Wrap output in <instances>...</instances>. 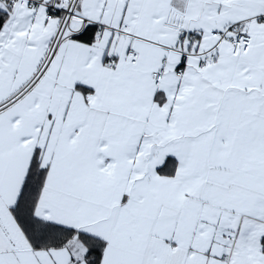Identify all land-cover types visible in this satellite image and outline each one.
Returning a JSON list of instances; mask_svg holds the SVG:
<instances>
[{
	"label": "snow or ice",
	"instance_id": "obj_1",
	"mask_svg": "<svg viewBox=\"0 0 264 264\" xmlns=\"http://www.w3.org/2000/svg\"><path fill=\"white\" fill-rule=\"evenodd\" d=\"M0 264H264V0H0Z\"/></svg>",
	"mask_w": 264,
	"mask_h": 264
}]
</instances>
